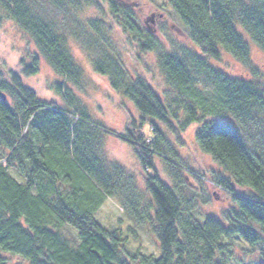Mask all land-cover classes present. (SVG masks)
Returning a JSON list of instances; mask_svg holds the SVG:
<instances>
[{"label":"trees","instance_id":"1","mask_svg":"<svg viewBox=\"0 0 264 264\" xmlns=\"http://www.w3.org/2000/svg\"><path fill=\"white\" fill-rule=\"evenodd\" d=\"M53 1L63 4L65 0ZM102 1L108 3L114 18H127L124 25L139 57L160 50L159 41L150 31L140 28L126 10L121 11L113 0ZM167 2L187 28L192 44L207 58L218 60L223 49L248 63L250 47L238 26L264 51V0ZM94 4L101 11L100 4ZM0 9L33 35L55 69L70 79L81 78L82 69L70 53L67 38L53 30L30 0H0ZM103 24L110 25L100 19L88 20L90 30L102 31ZM109 37L107 31L102 40L111 48ZM192 57L195 72L203 70L217 93L211 95L195 83V73L187 69L183 60L160 52L159 67L177 90L168 108L143 75L124 80L116 66L94 54L92 69L107 79L113 91L132 102L142 122L152 119L162 123L180 144L182 132L193 122H201L195 140L199 149L226 173L219 175L216 182L234 202L233 220L227 215V225L214 216L193 220L183 207V199L155 171L146 178L154 202L153 214L141 215L139 221L146 224L151 220L149 227L157 239L159 256L138 250L133 255L125 254L122 232L101 226L95 213L107 195L122 196L117 178H130L111 162L107 161L108 169L103 166L95 154L98 144L94 143L100 140L92 138L97 128L93 129L82 113L38 98L33 89L23 84L20 74L9 69L5 75L0 72V93L6 96H0V151L4 159L0 161L1 252L20 256L28 264H226L223 254L229 244L222 242L223 238L241 237L251 245L264 242V134L262 140H255L250 132L261 124L264 89L250 80L228 76L197 54ZM21 65L25 76L36 74L38 56L31 64L21 60ZM223 113L233 116L237 128L220 119ZM74 116L78 119L74 120ZM129 118L127 133L118 137L133 145L143 168L153 167V154H165L160 141L166 139L154 121V138L138 135L135 120ZM258 134L256 130L255 136ZM238 188L245 191L240 193ZM146 207L142 212L148 210ZM237 221L256 228L244 227ZM64 225L77 231V243L61 233ZM128 230L134 231L131 227ZM0 264H5L2 256Z\"/></svg>","mask_w":264,"mask_h":264},{"label":"rangeland","instance_id":"2","mask_svg":"<svg viewBox=\"0 0 264 264\" xmlns=\"http://www.w3.org/2000/svg\"><path fill=\"white\" fill-rule=\"evenodd\" d=\"M30 1L53 30L67 38L70 53L82 69L81 78L70 79L60 70L55 69L33 35L21 27L18 20L6 17L8 13L1 9L0 72L5 75L7 70H14L20 74L23 84L33 89L38 98L53 101L62 109L82 113L87 123L93 129L97 128L92 132L94 133L92 138L100 140V143H94L98 144L95 154L105 168L108 169V162H111L130 178L129 180L127 177H118L116 183L123 193L122 196L107 195L95 213V219L101 226L122 232L123 237L126 238L124 253L133 255L138 250L146 255L159 256L157 239L149 227L151 220L145 221L146 224L139 221V216L153 214L154 202L146 187V178L152 176L155 171L175 194L183 199V207L190 212L193 220L201 221L207 216H214L225 225L229 223L225 215L233 220V209L236 207L230 194L216 189L212 183L217 181L219 175L226 173L209 155L199 149L195 140V133L200 128L201 122H193L182 132L183 144H180L162 123L152 119L142 122V116L132 102L121 93L113 91L107 79L93 71V54L95 58L116 66L122 72L124 80L143 75L168 108V103L176 97L177 90L159 67L157 59L160 52L172 53L183 60L187 69L192 74L195 73V83L211 95L217 93V87L203 70L195 72L196 63L192 57L194 54L205 58L213 67L228 76L250 80L264 89V51L254 44L248 33L238 26L250 47L248 63L241 62L223 49H220L218 60L210 59L202 54L199 47L192 44L187 28L167 0H113L121 11L126 10L129 13L140 28L150 31L159 41L158 52H149L139 57L124 25L127 18L123 15L114 18L107 2L65 0L62 4L53 0ZM94 2L100 4L101 11L94 8L96 6ZM90 19L107 21L110 25L103 24L102 31L90 30L88 25ZM107 31L113 48H109L102 40ZM34 56H38L39 70L34 75L25 76L22 73L21 60L25 65L31 64ZM116 58L118 62L114 60ZM7 97L12 103V99ZM168 111L169 116L172 117L170 109ZM180 114L183 115V111ZM221 115V120L237 128L232 115L229 113ZM129 117L135 120L138 135L140 133L144 137L154 138L151 129V122L154 121L156 129L160 130L166 139L160 141L165 154H153V167L143 168L135 155L133 145L118 137L122 132L127 133ZM76 119L78 116H74V120ZM243 130V135L247 138L246 131ZM256 130L260 133L258 136H255ZM256 130H250L252 137L255 140H262L264 134L262 112L261 124ZM81 139L83 145H86L84 139ZM0 161H4L1 151ZM237 191L243 193L245 189L238 188ZM145 206L148 210L142 212ZM139 212L142 213L139 215ZM240 225L255 227L247 222H242ZM129 227L134 231H129ZM61 233L77 243V231L72 227L62 226ZM221 241L229 244L228 251L223 254L226 264H264V242L251 245L241 237L223 238ZM0 256L5 264H28L22 257L11 253L0 251Z\"/></svg>","mask_w":264,"mask_h":264},{"label":"water","instance_id":"3","mask_svg":"<svg viewBox=\"0 0 264 264\" xmlns=\"http://www.w3.org/2000/svg\"><path fill=\"white\" fill-rule=\"evenodd\" d=\"M0 96H1L3 99L6 98V96H5V94H4L3 92L0 93Z\"/></svg>","mask_w":264,"mask_h":264},{"label":"built area","instance_id":"4","mask_svg":"<svg viewBox=\"0 0 264 264\" xmlns=\"http://www.w3.org/2000/svg\"><path fill=\"white\" fill-rule=\"evenodd\" d=\"M219 188H220V186H219Z\"/></svg>","mask_w":264,"mask_h":264}]
</instances>
